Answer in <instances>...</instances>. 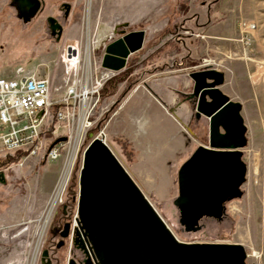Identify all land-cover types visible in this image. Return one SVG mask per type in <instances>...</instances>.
Here are the masks:
<instances>
[{
    "label": "rangeland",
    "instance_id": "1",
    "mask_svg": "<svg viewBox=\"0 0 264 264\" xmlns=\"http://www.w3.org/2000/svg\"><path fill=\"white\" fill-rule=\"evenodd\" d=\"M42 1L41 10L25 24L11 0H0V78H47L53 97L60 100L75 82L69 66L81 74L88 63L93 76L105 73L101 64L109 42L134 31H144L145 41L126 67L104 82L81 140L75 142V132L57 122L55 110L50 114L53 120L43 134L42 149L56 133L73 137L56 159L40 160L42 150L33 146L11 153L0 146V172L6 179L0 184V264H42V253L52 248V264H68L70 259L84 264L85 253L76 250L74 237L78 180L89 134L102 135L179 242L240 244L246 264H264V0ZM63 4L69 6L67 17ZM48 18L63 28L58 41L50 35ZM75 53L78 66L70 58ZM203 69L222 72L219 89L242 106L247 172L242 197L225 205L223 219H203L200 231L188 233L174 205L177 172L198 146H208L209 126L206 118H193L194 109L182 102L181 94L191 89L189 74ZM119 77L116 93L101 98L107 83ZM5 131L0 126V138ZM73 148V165L63 172ZM63 204L71 234L56 251L51 227Z\"/></svg>",
    "mask_w": 264,
    "mask_h": 264
},
{
    "label": "water",
    "instance_id": "2",
    "mask_svg": "<svg viewBox=\"0 0 264 264\" xmlns=\"http://www.w3.org/2000/svg\"><path fill=\"white\" fill-rule=\"evenodd\" d=\"M42 5L41 0H11L17 17L25 24ZM62 7L67 17L69 6ZM46 22L52 32L58 29L61 34L56 19ZM122 33L121 38L106 45L103 57L111 60L106 66L117 72L145 41L144 31ZM189 78L196 117L208 120L209 138L208 146H198L179 168L174 205L180 213V225L186 232L195 233L201 230L203 219L222 220L225 205L243 195L247 169L242 150L247 146V127L241 104L219 89L224 83L222 72L203 69L191 72ZM42 114H37L35 123ZM88 137L91 142L83 153L78 180L74 242L85 244L92 256L93 263L89 257L84 264H246L247 255L240 244L179 242L107 145L92 134ZM5 183V174L0 172V184ZM61 237L67 235L62 233ZM48 256L47 251L42 253V264ZM68 264L76 262L70 259Z\"/></svg>",
    "mask_w": 264,
    "mask_h": 264
},
{
    "label": "built area",
    "instance_id": "3",
    "mask_svg": "<svg viewBox=\"0 0 264 264\" xmlns=\"http://www.w3.org/2000/svg\"><path fill=\"white\" fill-rule=\"evenodd\" d=\"M70 58L75 59V66H78V54L70 55ZM88 65V63L84 65L81 74L75 72V68L67 69L68 75L75 82L67 86L64 97L60 100L53 97L52 84L47 78L37 76L20 77L14 80L0 78V126L4 131L6 130L0 138L1 149L11 153L22 150V147L29 148L30 146L31 148L35 147L36 151L42 150L40 160L56 159L59 149L63 148L65 143H71L73 137L68 138L67 135L56 133L48 146L42 149L43 136L48 132L49 120H53L49 116L54 110L57 112L55 114L57 122L66 124L69 129H72L71 133L75 132V142L77 139L81 140L84 129L90 127L89 120L99 102L104 82L111 76H115V74L102 73L101 71L93 76L88 70ZM60 90L56 89L55 92ZM40 111H43V114L35 123L36 116ZM63 111L66 112V115L61 114ZM56 131H52V133ZM94 137L104 142L102 135ZM62 138L65 140L55 144ZM53 145L54 147L51 148ZM75 152L76 149L71 155L68 154L65 162L69 158L73 159Z\"/></svg>",
    "mask_w": 264,
    "mask_h": 264
},
{
    "label": "flooded vegetation",
    "instance_id": "4",
    "mask_svg": "<svg viewBox=\"0 0 264 264\" xmlns=\"http://www.w3.org/2000/svg\"><path fill=\"white\" fill-rule=\"evenodd\" d=\"M42 1V0H41ZM43 2V1H42ZM66 13V12H65ZM34 18H32L31 20H30V22L33 20ZM30 22H28V23H30ZM57 24H59L60 25V23L57 21ZM62 27V26H61ZM48 29H49V27H48ZM49 32H50V35H51V37H53V38H55L57 41L58 40H60V38H61V36H62V32H63V28L61 29V34L60 35H58V33H59V30L58 29H56L55 30V32H52L50 29H49ZM125 33H127V32H125ZM119 38H121V36L119 37ZM118 38V39H119ZM116 40V39H115ZM114 41V40H113ZM112 42V41H111ZM110 43V42H109ZM105 48H106V46L104 47V54H105ZM103 54V55H104ZM130 59V58H129ZM128 62V61H127ZM192 91H193V84L191 85V89H190V91H189V93H185V94H182V96L184 97V99L182 100V102H186V103H188L189 105H191L192 106V109H194L195 110V98H193L192 96H191V94H192ZM194 110H193V118L194 119H199L200 117H196V113L194 112ZM68 207H67V205L66 204H63L62 205V209H63V211L61 212V216L59 217V219H55V221H54V223H53V225H52V227H51V233H52V236H53V238L54 239H56V251L57 250H59L64 244H65V239H69L70 238V234H71V225H70V222H69V212H68V209H67ZM62 233H65L66 235H67V237H65V238H62L61 237V234ZM76 233H77V231H76ZM75 233V237H74V242H75V240H76V236H77V234ZM72 236V235H71ZM74 245H76L75 246V248H76V250H77V248H80V249H82V251H84V253H85V257H86V259L87 258H89L90 257V259H91V261H92V256H91V254L86 250L87 249V246L85 245V244H82V243H80V242H78L77 244H74ZM78 246V247H77ZM54 249L52 248V249H46L45 251H47L48 253H49V256H48V258L46 259V261H45V264H52V256L50 255V253L52 254ZM74 257V256H73ZM74 260V259H73ZM85 260V259H84ZM75 261V260H74ZM76 262V261H75ZM92 263H93V261H92ZM76 264H82V262L80 261V262H76Z\"/></svg>",
    "mask_w": 264,
    "mask_h": 264
},
{
    "label": "bare ground",
    "instance_id": "5",
    "mask_svg": "<svg viewBox=\"0 0 264 264\" xmlns=\"http://www.w3.org/2000/svg\"><path fill=\"white\" fill-rule=\"evenodd\" d=\"M35 18V17H34ZM86 48H87V53H89V47L88 46H86ZM72 49L73 50H75V47H72ZM71 48L69 49L70 51L72 50ZM111 60H103L102 62V64H101V66H102V70L105 72V73H107V74H116V73H118L117 71H113L112 69H109L106 65H107V63H109ZM69 69H74L72 66H69L68 67ZM201 118V117H200ZM190 130V129H189ZM190 133H191V130H190ZM70 160L71 161H73L74 159H71V158H69V160H67V162H66V167L64 168V170H63V172H65V171H68L69 169H70V166H71V164L73 163V162H71V164H70ZM68 166H69V168H68Z\"/></svg>",
    "mask_w": 264,
    "mask_h": 264
},
{
    "label": "trees",
    "instance_id": "6",
    "mask_svg": "<svg viewBox=\"0 0 264 264\" xmlns=\"http://www.w3.org/2000/svg\"><path fill=\"white\" fill-rule=\"evenodd\" d=\"M118 80H120V77L115 78V79L113 78L111 81H109L107 83V85L103 88V90L101 92V98L104 96H108V95H112V94L116 93V90H117L116 85L118 83ZM92 135H95V134H92Z\"/></svg>",
    "mask_w": 264,
    "mask_h": 264
},
{
    "label": "crops",
    "instance_id": "7",
    "mask_svg": "<svg viewBox=\"0 0 264 264\" xmlns=\"http://www.w3.org/2000/svg\"><path fill=\"white\" fill-rule=\"evenodd\" d=\"M190 80H191V79H190ZM191 82H192V81H191ZM192 84H193V82H192ZM192 84H191V85H192ZM181 95H182V94H181Z\"/></svg>",
    "mask_w": 264,
    "mask_h": 264
}]
</instances>
